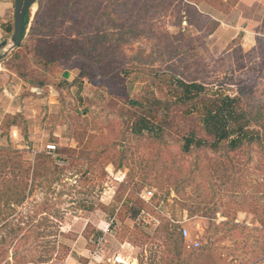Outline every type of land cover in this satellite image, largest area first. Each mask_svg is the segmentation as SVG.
Masks as SVG:
<instances>
[{
  "label": "rangeland",
  "instance_id": "rangeland-1",
  "mask_svg": "<svg viewBox=\"0 0 264 264\" xmlns=\"http://www.w3.org/2000/svg\"><path fill=\"white\" fill-rule=\"evenodd\" d=\"M191 1L187 16L177 0L30 9L24 41L0 60V158L27 160V176L9 162L0 172V264H175L173 225L187 230L189 264H264V37L243 49L237 0ZM173 75L203 82L205 104L176 102ZM225 95L260 139L208 145L202 116ZM140 119L150 131L136 132ZM188 134L207 144L186 150ZM133 203L152 212L132 217Z\"/></svg>",
  "mask_w": 264,
  "mask_h": 264
},
{
  "label": "trees",
  "instance_id": "trees-1",
  "mask_svg": "<svg viewBox=\"0 0 264 264\" xmlns=\"http://www.w3.org/2000/svg\"><path fill=\"white\" fill-rule=\"evenodd\" d=\"M177 1L181 2L185 8L182 6V8H178L176 12L181 13L182 11H184L183 12L184 16H187L186 7L188 8L190 7V5L192 6L198 5L196 2L191 1V0H183V2L182 0H177ZM79 9L83 11L85 15L90 14L91 20H92L93 15L91 13L93 11V7L87 6V7H83ZM189 13L191 12L189 11ZM199 13H203V12L200 11ZM29 19H30V10H28L26 13L24 34H23L22 41H24L25 39ZM187 20H188V17H187ZM12 26H13V20L10 21V27L12 28ZM78 65L82 70V67H83L82 62H79ZM83 69L85 70L86 67H84ZM171 84L173 85L175 89L174 99L176 102H180L181 104L187 103L191 107L192 105L194 106V105H197L198 103L205 104V102L207 101V99L201 98V97H204L205 93L208 91L207 86L203 82H199L197 80L188 81L178 75H173ZM237 99L238 98H235V97L232 98L228 95L222 96V98L218 100L219 102L216 101L214 104V107L212 109H207L205 114L202 116V119H201L202 124L206 127V129L210 133L214 135L212 142L210 143L208 142L209 143L208 145L211 148L217 149L222 141L228 140V139H229V145L232 147L240 146L254 139H260L259 133L254 132L252 128L249 127L248 120H246L244 123H239L240 115L239 114L234 115V109H235L234 107H235V104H237ZM193 100H196V102L192 103ZM129 103L134 106L142 107L143 105L139 100L130 99ZM156 103H159V102H156ZM234 122L238 124L234 126L235 127L234 129L231 127L230 130H228V127L232 126L231 123L233 124ZM135 125L137 127L136 132H142V130L144 129L147 131H150V128H151L149 123L144 119H140L137 124L135 123ZM193 143L197 146L207 144V142H204L202 140H196L194 138V135H191V134H188L186 135V137H184L183 147L186 150H188L189 146L192 145ZM6 152L7 153L4 154L6 157L0 158V172L2 168L8 167L6 165L9 162L11 165L10 167H11L12 174H13V163H14L15 168L19 169V172L21 171L19 176H27L26 170L22 169V165L27 163L26 162L27 160L23 159L21 153L18 150H7ZM13 158H15L14 161H13ZM40 158H43L42 154L36 155L35 157V159H40ZM17 183H18L17 192L15 194L16 198L14 199V201L16 203H21V201L24 200L26 197L24 190L27 188V181H25L24 178L22 177ZM2 184L3 186L7 185L9 188L8 190H4L2 192V199H4V203L9 206L10 203H13V177L11 179L9 178V179L3 180ZM5 192H9V194H6ZM149 210H150L149 207H145V210H143L142 207H139L134 203L129 208V211L132 217H136L137 215L142 213V211L144 213H146V211L150 212ZM166 232H167V239L170 241V244L173 247V249L171 250L173 253V257L174 258L177 257L175 258V264H189L188 259H185V260L180 259L181 249L183 247V243L185 239L181 234V230L179 226L173 225V231L168 232V230H166ZM261 233H262L261 237L264 238V231H262Z\"/></svg>",
  "mask_w": 264,
  "mask_h": 264
},
{
  "label": "crops",
  "instance_id": "crops-1",
  "mask_svg": "<svg viewBox=\"0 0 264 264\" xmlns=\"http://www.w3.org/2000/svg\"><path fill=\"white\" fill-rule=\"evenodd\" d=\"M200 8H202L201 4ZM233 9L231 14L236 15L234 27L238 29L239 33L240 31L243 33L242 47L244 50L250 49L257 37H264V0H237ZM201 10L204 12L203 9ZM13 12L14 0H0V43L12 34L10 21L13 20ZM227 18L226 16L224 19H219L211 15V19L217 20L219 23Z\"/></svg>",
  "mask_w": 264,
  "mask_h": 264
},
{
  "label": "water",
  "instance_id": "water-1",
  "mask_svg": "<svg viewBox=\"0 0 264 264\" xmlns=\"http://www.w3.org/2000/svg\"><path fill=\"white\" fill-rule=\"evenodd\" d=\"M36 3L37 0H14L12 34L8 39L0 43V60L22 42L26 13Z\"/></svg>",
  "mask_w": 264,
  "mask_h": 264
},
{
  "label": "built area",
  "instance_id": "built-area-1",
  "mask_svg": "<svg viewBox=\"0 0 264 264\" xmlns=\"http://www.w3.org/2000/svg\"><path fill=\"white\" fill-rule=\"evenodd\" d=\"M46 149H47L48 152L54 151L55 150V145H53V144H47L46 145ZM147 195H148L147 198L149 199L151 197V193L150 192H147ZM181 234H182V236H185L187 234V230L185 228H182L181 229ZM194 245L197 246L198 243H194Z\"/></svg>",
  "mask_w": 264,
  "mask_h": 264
}]
</instances>
